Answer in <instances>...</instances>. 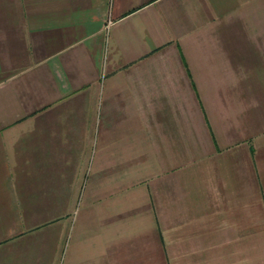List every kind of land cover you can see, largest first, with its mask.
Segmentation results:
<instances>
[{"label":"crops","instance_id":"1","mask_svg":"<svg viewBox=\"0 0 264 264\" xmlns=\"http://www.w3.org/2000/svg\"><path fill=\"white\" fill-rule=\"evenodd\" d=\"M0 264H264V0H0Z\"/></svg>","mask_w":264,"mask_h":264},{"label":"built area","instance_id":"2","mask_svg":"<svg viewBox=\"0 0 264 264\" xmlns=\"http://www.w3.org/2000/svg\"><path fill=\"white\" fill-rule=\"evenodd\" d=\"M107 26H108V25H106V27H105V28H107Z\"/></svg>","mask_w":264,"mask_h":264}]
</instances>
